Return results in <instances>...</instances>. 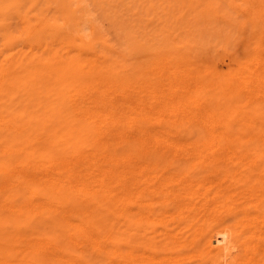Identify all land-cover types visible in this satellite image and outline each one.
<instances>
[{
	"label": "rangeland",
	"instance_id": "1",
	"mask_svg": "<svg viewBox=\"0 0 264 264\" xmlns=\"http://www.w3.org/2000/svg\"><path fill=\"white\" fill-rule=\"evenodd\" d=\"M20 1L0 0V106L26 119L51 97L62 126L86 122L109 170L108 189L87 195L108 214L104 248L83 246L81 262L264 264V0ZM100 98V119L84 120L80 103ZM133 157L145 190L114 171ZM217 232L232 253H205Z\"/></svg>",
	"mask_w": 264,
	"mask_h": 264
},
{
	"label": "bare ground",
	"instance_id": "2",
	"mask_svg": "<svg viewBox=\"0 0 264 264\" xmlns=\"http://www.w3.org/2000/svg\"><path fill=\"white\" fill-rule=\"evenodd\" d=\"M15 3L13 5L17 4ZM27 7L29 8L28 5ZM51 99L46 97V105H43L42 113L39 112L41 109H35L33 114L27 113L32 116L26 119L24 109L19 106L12 118H9L3 106H0V264H83L81 262L83 246L93 250L104 248L103 233L105 234L106 228L110 227L105 220L108 214L98 210L95 202L87 195L96 189H108L109 184L104 181V176L109 170L98 164L96 155L89 149L86 122L80 127L73 122L62 126L59 119H55L58 118L54 115L55 101ZM102 102L101 98L92 101L94 107L80 103V108L83 109L82 118L86 120V116L94 113L100 119L102 114L95 109ZM48 114H52V118ZM133 139H139L138 142L142 146L149 142L147 138L138 136ZM118 161L120 163H114V171H118L124 189L127 186H135L138 190L148 188L147 179L145 180L144 177L149 168L141 162L143 159L133 157ZM98 172L99 175L96 174ZM95 178H98V183ZM179 196L181 202L186 197V195ZM86 198H89L87 202ZM121 199L117 202H121L123 200ZM83 201L84 203H81ZM20 211L24 212V218L18 217ZM6 223H13L12 230L7 229ZM110 231H113L112 226ZM119 236L124 244H128L125 230L119 232ZM110 237L112 239L111 234L107 237L108 240ZM213 246H220L225 253H232L236 249L226 232H217L213 240L205 238L203 247L207 255H213ZM113 253H116L120 260L124 256L127 258L129 254L126 247L124 253L122 252L123 256L121 253Z\"/></svg>",
	"mask_w": 264,
	"mask_h": 264
}]
</instances>
